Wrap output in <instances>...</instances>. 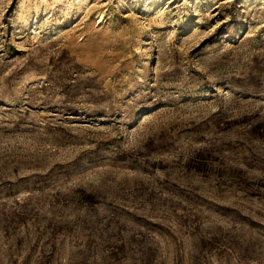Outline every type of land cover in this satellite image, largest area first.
<instances>
[{
	"label": "rangeland",
	"instance_id": "1",
	"mask_svg": "<svg viewBox=\"0 0 264 264\" xmlns=\"http://www.w3.org/2000/svg\"><path fill=\"white\" fill-rule=\"evenodd\" d=\"M0 264H264V0H0Z\"/></svg>",
	"mask_w": 264,
	"mask_h": 264
}]
</instances>
